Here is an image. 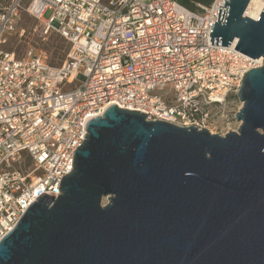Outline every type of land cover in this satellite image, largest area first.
<instances>
[{"label": "water", "instance_id": "water-1", "mask_svg": "<svg viewBox=\"0 0 264 264\" xmlns=\"http://www.w3.org/2000/svg\"><path fill=\"white\" fill-rule=\"evenodd\" d=\"M226 1V0H225ZM219 6L211 45L263 65L243 76L239 129L148 120L111 105L63 177L0 243V264H264V8Z\"/></svg>", "mask_w": 264, "mask_h": 264}, {"label": "built area", "instance_id": "built-area-1", "mask_svg": "<svg viewBox=\"0 0 264 264\" xmlns=\"http://www.w3.org/2000/svg\"><path fill=\"white\" fill-rule=\"evenodd\" d=\"M226 1L196 7L179 0L0 2V243L37 197L61 195L90 120L111 105L211 133L227 119L225 103L263 57L236 50L235 42L211 45ZM23 10L69 43L62 64L6 47Z\"/></svg>", "mask_w": 264, "mask_h": 264}, {"label": "rangeland", "instance_id": "rangeland-1", "mask_svg": "<svg viewBox=\"0 0 264 264\" xmlns=\"http://www.w3.org/2000/svg\"><path fill=\"white\" fill-rule=\"evenodd\" d=\"M11 0H0L1 3L7 4ZM190 7H196L197 4L209 5L213 0H185ZM30 0H23V6L27 7ZM50 11L44 16L48 17ZM69 43L65 41L53 28L49 29L47 24L29 14L25 10L22 11L21 20L18 24V30L9 36L6 47L14 50L17 54L22 55L31 49L41 54L52 65H60L66 59L69 51ZM243 103L236 94L232 95L224 105L227 119L218 124H214L213 133L223 135L226 132L238 130L240 122L236 118V114L242 108Z\"/></svg>", "mask_w": 264, "mask_h": 264}, {"label": "bare ground", "instance_id": "bare-ground-1", "mask_svg": "<svg viewBox=\"0 0 264 264\" xmlns=\"http://www.w3.org/2000/svg\"><path fill=\"white\" fill-rule=\"evenodd\" d=\"M263 3L260 0H254L247 9V15L253 19H257L262 11Z\"/></svg>", "mask_w": 264, "mask_h": 264}, {"label": "trees", "instance_id": "trees-1", "mask_svg": "<svg viewBox=\"0 0 264 264\" xmlns=\"http://www.w3.org/2000/svg\"><path fill=\"white\" fill-rule=\"evenodd\" d=\"M181 3H183V4H186L187 5V3H186V1L185 0H179Z\"/></svg>", "mask_w": 264, "mask_h": 264}]
</instances>
